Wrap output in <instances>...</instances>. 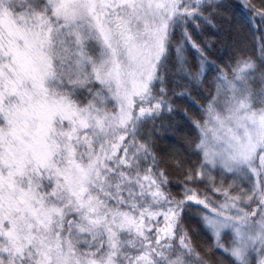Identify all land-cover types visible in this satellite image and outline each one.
Returning <instances> with one entry per match:
<instances>
[{
  "label": "snow or ice",
  "instance_id": "obj_1",
  "mask_svg": "<svg viewBox=\"0 0 264 264\" xmlns=\"http://www.w3.org/2000/svg\"><path fill=\"white\" fill-rule=\"evenodd\" d=\"M0 264H264V0H0Z\"/></svg>",
  "mask_w": 264,
  "mask_h": 264
}]
</instances>
